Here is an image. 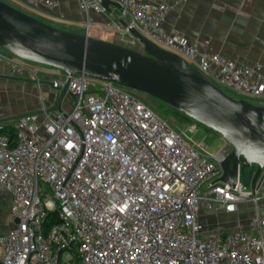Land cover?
Wrapping results in <instances>:
<instances>
[{
	"label": "built area",
	"instance_id": "built-area-1",
	"mask_svg": "<svg viewBox=\"0 0 264 264\" xmlns=\"http://www.w3.org/2000/svg\"><path fill=\"white\" fill-rule=\"evenodd\" d=\"M110 1L130 16V27L223 89L264 104L262 65L239 66L222 53H203L168 31L164 22L174 3ZM11 3L58 6L54 0ZM80 9L87 32L90 14L108 11L99 0H80ZM104 28L122 43L139 45L118 21ZM0 58L16 75L67 87L74 98L71 109L13 120L14 142L0 134V192L11 197L12 223L0 233V264H264V195L240 177L235 187L215 182L231 150L196 139V120L182 129L147 94L69 75L2 47ZM246 202L255 208L250 228L210 230L202 220L205 212H233ZM50 213L57 221L47 227Z\"/></svg>",
	"mask_w": 264,
	"mask_h": 264
},
{
	"label": "water",
	"instance_id": "water-1",
	"mask_svg": "<svg viewBox=\"0 0 264 264\" xmlns=\"http://www.w3.org/2000/svg\"><path fill=\"white\" fill-rule=\"evenodd\" d=\"M110 10L118 2L99 0ZM139 41L136 47L61 28L7 0H0V47L69 75L114 82L150 95L221 134L232 150L216 169L215 182L235 187L239 177L256 193L264 183V104L230 95L181 55L169 51L123 22ZM68 88L45 110L0 119L15 120L63 110ZM18 222V220H15Z\"/></svg>",
	"mask_w": 264,
	"mask_h": 264
},
{
	"label": "crops",
	"instance_id": "crops-1",
	"mask_svg": "<svg viewBox=\"0 0 264 264\" xmlns=\"http://www.w3.org/2000/svg\"><path fill=\"white\" fill-rule=\"evenodd\" d=\"M11 2V0H7ZM56 7L39 5L23 8L37 17L61 28L76 32L87 30V15L80 9V0H54ZM153 3H174L164 25L170 32L186 37L196 43L203 53H222L239 66L262 65L264 74V0H145ZM92 26L89 34L108 41L121 42L119 34L104 28L113 21L129 23L130 16L114 5L105 13H91ZM60 93L49 80L35 83L26 75H16L8 63L0 58V119L41 111L52 105ZM72 105H62L71 109ZM39 119L42 114L37 115ZM13 120L0 122V126L11 125ZM261 195L264 190L261 189ZM240 212H228L229 229L250 228L245 224L252 218ZM239 211V210H238ZM254 214L252 215V217ZM213 214L203 213L202 220ZM223 226V225H222Z\"/></svg>",
	"mask_w": 264,
	"mask_h": 264
},
{
	"label": "rangeland",
	"instance_id": "rangeland-1",
	"mask_svg": "<svg viewBox=\"0 0 264 264\" xmlns=\"http://www.w3.org/2000/svg\"><path fill=\"white\" fill-rule=\"evenodd\" d=\"M20 6L27 9V7H25V6H22V5H20ZM20 6H18V7L21 8ZM23 8H21V9H23ZM25 9H23V10H25ZM225 90L230 95H233L236 97L246 98L249 101L254 102V103L259 102V100H256L254 98L244 96V95H242V96L238 95L236 92H234L228 88L227 89L225 88ZM142 95H144V94H142ZM141 97H143V96H141ZM145 97H146V99H148V101L151 102V104L158 106L159 111L164 113L170 119H173L174 122L176 124H178L177 126L181 127L182 129H186L187 126H189V124L191 123V120H192L191 118H189L188 116H186L182 112L172 108L171 106L167 105L163 101L156 99L150 95H147ZM73 102H74V98H70L69 96H66L64 101H63V105H65L66 103L71 105ZM195 122H196V124H198L200 126L196 135H194L196 139L203 140L207 145L210 146L211 149L217 148L218 146L221 145V146H226L227 150H232L233 146L221 134H219L218 132H216V131H214V130H212V129H210V128L202 125V124H200L198 121H195ZM261 189L264 190V183H263ZM10 203H11L10 195L7 192H0V233L7 231L12 226V223H11L10 218H9ZM240 205L245 206V208H243V210H242V213L244 215H246V217L252 218V215L255 213V208H254L253 203L246 202V203H241ZM240 209H239V211L236 210L233 212L234 213L240 212ZM207 213H208V215H210V214L214 215V217H209L207 219V226L210 230H218V229L225 228V226H226L225 223H228L231 220L230 216L228 215V212H225L221 208H217V209L209 211ZM245 226H252V222L251 221L247 222L245 224ZM226 228L229 229L231 227H226ZM224 230H226V229H224Z\"/></svg>",
	"mask_w": 264,
	"mask_h": 264
},
{
	"label": "trees",
	"instance_id": "trees-1",
	"mask_svg": "<svg viewBox=\"0 0 264 264\" xmlns=\"http://www.w3.org/2000/svg\"><path fill=\"white\" fill-rule=\"evenodd\" d=\"M1 133L7 134L8 136H10L11 141L14 142L16 135H15V130L13 129L12 125H7L5 127L0 126V134ZM56 221H57L56 214L50 213L45 221V225L48 227L52 225L53 223H55Z\"/></svg>",
	"mask_w": 264,
	"mask_h": 264
}]
</instances>
